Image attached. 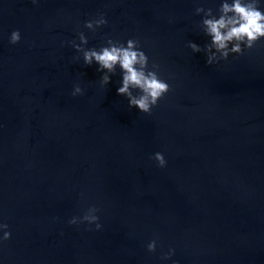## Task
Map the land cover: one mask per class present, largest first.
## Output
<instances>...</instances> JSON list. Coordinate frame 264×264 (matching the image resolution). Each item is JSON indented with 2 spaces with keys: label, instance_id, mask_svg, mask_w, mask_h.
<instances>
[{
  "label": "water",
  "instance_id": "obj_1",
  "mask_svg": "<svg viewBox=\"0 0 264 264\" xmlns=\"http://www.w3.org/2000/svg\"><path fill=\"white\" fill-rule=\"evenodd\" d=\"M222 2L0 0V264H264V38L212 65L188 46ZM80 32L139 40L171 86L151 114L118 94L119 66L102 85ZM92 206L100 230L69 223Z\"/></svg>",
  "mask_w": 264,
  "mask_h": 264
},
{
  "label": "clouds",
  "instance_id": "obj_2",
  "mask_svg": "<svg viewBox=\"0 0 264 264\" xmlns=\"http://www.w3.org/2000/svg\"><path fill=\"white\" fill-rule=\"evenodd\" d=\"M36 2L37 0H33V3ZM201 13L204 14V18L200 26L204 34L210 37V43L203 48L194 42H189L188 46L195 53L205 52L208 65L227 60L230 54L242 55L246 49L254 48L257 42L264 38V10L261 7V0H231V2L223 0L218 17L211 8L198 7L196 14ZM107 23L105 16L100 14L98 19L85 22V27L95 32L97 28ZM20 40V31L14 30L10 36V43L17 44ZM79 40L81 44L73 41V46L83 54L85 65L90 66L93 62L99 65L98 71L104 73L101 78L103 86L110 83L109 73L115 74L117 66L122 70V86L117 91L119 95L128 99L129 107H136L143 113L151 114L152 109L171 91L169 83L159 74L160 66L152 63L151 69L149 68V57L141 50L139 40L129 39L125 46L124 43L109 39L108 46H103L99 50L86 49L82 46L89 42L83 32L79 33ZM83 94L84 89L76 85L72 95ZM152 158L158 162L160 167L167 166L163 153L157 152ZM99 211V208L92 206L82 218L73 217L69 223L75 225L87 222L89 225L95 224L96 230H100L102 224L99 222V216L96 215ZM8 229V224L0 223V230H3L0 242L11 239L12 234ZM147 247L149 252H155L157 241L152 240ZM174 254L175 250L171 249L162 258L169 259Z\"/></svg>",
  "mask_w": 264,
  "mask_h": 264
}]
</instances>
